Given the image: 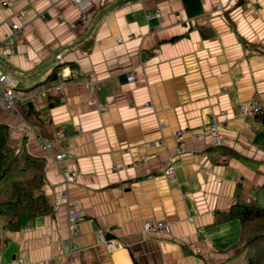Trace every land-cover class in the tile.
Wrapping results in <instances>:
<instances>
[{
	"label": "crops",
	"instance_id": "0c3cea01",
	"mask_svg": "<svg viewBox=\"0 0 264 264\" xmlns=\"http://www.w3.org/2000/svg\"><path fill=\"white\" fill-rule=\"evenodd\" d=\"M86 1L0 0V73L16 80L0 124L44 160L52 206L5 233L0 264H244L225 213L264 188L262 127L238 115L264 109V0ZM63 195L82 213L72 238Z\"/></svg>",
	"mask_w": 264,
	"mask_h": 264
},
{
	"label": "trees",
	"instance_id": "16d2710c",
	"mask_svg": "<svg viewBox=\"0 0 264 264\" xmlns=\"http://www.w3.org/2000/svg\"><path fill=\"white\" fill-rule=\"evenodd\" d=\"M20 107L26 120L37 118L28 101ZM254 118L262 127L254 140L264 148V109L256 112ZM8 135L7 127L0 124V246L7 240L6 232L29 228L36 216L52 212L42 191L44 160L22 147L11 146ZM225 218L239 221L240 238L235 246L241 244L238 251H244L246 264H264V206L252 201L237 202L225 213Z\"/></svg>",
	"mask_w": 264,
	"mask_h": 264
},
{
	"label": "built area",
	"instance_id": "2783aa9c",
	"mask_svg": "<svg viewBox=\"0 0 264 264\" xmlns=\"http://www.w3.org/2000/svg\"><path fill=\"white\" fill-rule=\"evenodd\" d=\"M72 4L76 5L79 7V9L81 10V12H84L86 7L88 6V1L86 0H69ZM80 18L83 19V15H80ZM12 29H17L15 24L11 25ZM6 40L7 43H11V39L8 36H5L4 38ZM56 60L60 59V54L55 56ZM16 84V80L15 78H13L12 76H10L9 74H4V73H0V107L7 113H13L15 111V91H14V87ZM45 94L42 93L41 96H44ZM260 110V105L258 103H254L251 106V110L245 109L243 108V106H240L238 115L239 116H245V115H249L252 112L256 113ZM209 131L212 134H216L217 136V132H216V123L215 121H212L209 126H208ZM65 135L64 132L57 130L53 133V139H59L62 138ZM177 136L181 135L180 131L176 132ZM215 136V137H216ZM37 140H41V145L42 148H44L45 150H49L52 147V143L51 140H45L43 138L38 137ZM63 157V154L61 153H57L54 155L53 159L54 160H60ZM172 166H168L165 170V174L167 176H171L172 174ZM61 202L65 203L66 206H68V228L70 230L69 233V238H72V234L74 231V226L77 223V221L81 218V211L74 206L67 198L65 195L62 196L61 198ZM165 227V225L161 222H150L147 221L143 224V231L144 232H160L163 228ZM97 235L100 237L101 242L103 244H105L106 246L110 247L113 244H115L116 242L113 239L110 238H104L103 237V232L102 230H97ZM72 249L73 251H76L75 249V245H72ZM20 260H18V262L16 264H19Z\"/></svg>",
	"mask_w": 264,
	"mask_h": 264
},
{
	"label": "rangeland",
	"instance_id": "374dc122",
	"mask_svg": "<svg viewBox=\"0 0 264 264\" xmlns=\"http://www.w3.org/2000/svg\"><path fill=\"white\" fill-rule=\"evenodd\" d=\"M74 5V4H73ZM76 6V5H75ZM78 7V6H77ZM79 8V7H78ZM253 199V203L259 206H264V188H260L256 194L253 193L252 195ZM243 263L246 264L247 260L244 258Z\"/></svg>",
	"mask_w": 264,
	"mask_h": 264
}]
</instances>
